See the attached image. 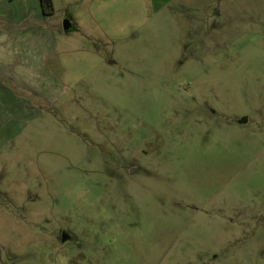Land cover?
<instances>
[{
	"label": "rangeland",
	"instance_id": "1",
	"mask_svg": "<svg viewBox=\"0 0 264 264\" xmlns=\"http://www.w3.org/2000/svg\"><path fill=\"white\" fill-rule=\"evenodd\" d=\"M52 6L24 26L54 32L53 100L0 142V264H264V0Z\"/></svg>",
	"mask_w": 264,
	"mask_h": 264
},
{
	"label": "crops",
	"instance_id": "2",
	"mask_svg": "<svg viewBox=\"0 0 264 264\" xmlns=\"http://www.w3.org/2000/svg\"><path fill=\"white\" fill-rule=\"evenodd\" d=\"M48 19L39 0H0V142L11 140L41 113L37 101L53 100L45 65L54 54V32L24 26Z\"/></svg>",
	"mask_w": 264,
	"mask_h": 264
},
{
	"label": "trees",
	"instance_id": "3",
	"mask_svg": "<svg viewBox=\"0 0 264 264\" xmlns=\"http://www.w3.org/2000/svg\"><path fill=\"white\" fill-rule=\"evenodd\" d=\"M40 7L45 16H51L53 13L52 0H39Z\"/></svg>",
	"mask_w": 264,
	"mask_h": 264
},
{
	"label": "water",
	"instance_id": "4",
	"mask_svg": "<svg viewBox=\"0 0 264 264\" xmlns=\"http://www.w3.org/2000/svg\"><path fill=\"white\" fill-rule=\"evenodd\" d=\"M68 28H69V25H68V22L67 21H65L64 23H63V30H68ZM246 121V119L244 118V119H242L241 120V123H244ZM66 240H68V236H66L64 233L62 234V236H61V241L62 242H65Z\"/></svg>",
	"mask_w": 264,
	"mask_h": 264
}]
</instances>
